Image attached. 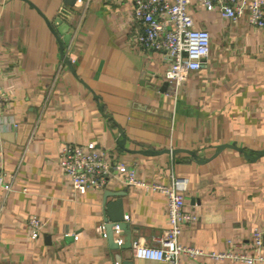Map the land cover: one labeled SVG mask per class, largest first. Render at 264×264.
Here are the masks:
<instances>
[{
    "label": "crops",
    "instance_id": "obj_1",
    "mask_svg": "<svg viewBox=\"0 0 264 264\" xmlns=\"http://www.w3.org/2000/svg\"><path fill=\"white\" fill-rule=\"evenodd\" d=\"M31 1L51 22L66 9L65 0ZM133 3L82 0L67 8L56 30L68 39L75 74L28 1L0 0V85L8 96L0 102V169L13 176L12 190L0 187V264H167L123 248L122 230L114 234L123 242L111 246L100 229L105 200L119 198L133 240L157 244L168 227L167 196L128 186L129 168L149 183L184 180L185 209L198 218L184 224L181 243L205 252L237 243L249 254L264 253V244L252 242L254 228L264 226V153L257 156L264 150V27L252 25L248 11L231 20L193 4L196 26L211 33L210 53L175 93L165 85V51L134 40L140 27ZM89 142L113 167L103 187L81 191L59 158L65 143ZM221 144L247 154L226 146L212 157ZM182 148L197 158L131 151ZM33 215L44 223L37 237L27 226ZM183 263L246 264L209 255Z\"/></svg>",
    "mask_w": 264,
    "mask_h": 264
},
{
    "label": "built area",
    "instance_id": "obj_2",
    "mask_svg": "<svg viewBox=\"0 0 264 264\" xmlns=\"http://www.w3.org/2000/svg\"><path fill=\"white\" fill-rule=\"evenodd\" d=\"M82 2V0H77ZM132 17L140 29L134 40L144 50L165 51V61L168 63L166 80L171 90L177 93L179 85L187 79L189 73L198 70L210 53L211 33L206 27H198L191 13L193 4L207 10L218 9L222 18L235 20L245 12H249V22L255 27H264V0H133ZM63 12V11H62ZM67 13V12H66ZM65 13V15H66ZM8 98L0 85V102ZM59 164L68 176L71 185L81 191L91 188H101L106 182V176L113 167L104 149L96 142L86 145L65 143L59 158ZM118 167H124L120 163ZM13 176L0 169V187L6 192L12 190ZM128 186L141 187L147 191H159L167 196L166 212L168 227L157 244H147L133 240V255L167 264H184L183 258H196L209 255L215 260L231 258L246 264L264 262V253L249 254L238 249L237 243H232L229 249L218 252L204 250L183 244L179 235L184 224L195 221L197 214L185 209L184 180L173 177L170 184L161 182H146L138 176L136 168H129L124 175ZM127 217V216H126ZM44 223L35 215L28 218L27 226L33 237H37ZM103 236H107L106 223L100 227ZM114 229L120 232L118 224ZM69 234V232H66ZM78 235H75L77 238ZM123 242L122 238L117 239ZM252 242L261 248L264 244V226L255 227Z\"/></svg>",
    "mask_w": 264,
    "mask_h": 264
},
{
    "label": "water",
    "instance_id": "obj_3",
    "mask_svg": "<svg viewBox=\"0 0 264 264\" xmlns=\"http://www.w3.org/2000/svg\"><path fill=\"white\" fill-rule=\"evenodd\" d=\"M30 3V5L32 7H34L46 20L50 30L54 33V35L57 37L59 44H60V49H61V55L62 58L64 60V62L68 65V67L72 70V72H74L76 74L74 65L72 63V59L70 56H68L65 52L66 49V45L68 43V39L67 37H64V39H61V37L59 36L56 27L60 24L63 23V17H65V13L68 12L67 8L68 7H73L76 4L77 0H65V8L63 9V12L60 13L59 17L54 21L51 22L46 16L45 14L41 11V9L34 4L31 0H26ZM166 87H168V81H166L165 83ZM96 98H100L97 94H95ZM100 109H103V106L100 104ZM119 132L122 135V138H118L117 139V143L119 144L120 148L124 149V143L126 141V134L124 132V130L119 127ZM226 146H230L233 148H236L242 152L246 153V150L242 147H238L235 144H221L217 147L216 152L214 153V156H216L224 147ZM131 151H135L138 153H143V154H155V153H162V152H178V151H186L189 154L195 156L197 158V154L195 151L190 150V149H163V150H151V149H139V150H131ZM264 150L258 151L257 156H259L260 154H263ZM247 157H250L249 155H246ZM210 159V158H209ZM198 161H201L200 159H197ZM205 161V160H202ZM105 223H106V232H107V237L109 239V242L111 244V246H115L118 247L119 244L115 241V234H114V227L116 224H118L120 230H122L125 233V240L124 243L122 244L123 248H131L132 247V242H133V238L131 235V227L129 222H127L126 220V214L123 208V202L122 199L119 198L115 201H108L105 200ZM123 264H133V262L130 259L125 260V262Z\"/></svg>",
    "mask_w": 264,
    "mask_h": 264
}]
</instances>
